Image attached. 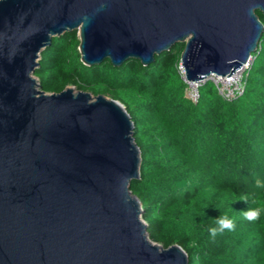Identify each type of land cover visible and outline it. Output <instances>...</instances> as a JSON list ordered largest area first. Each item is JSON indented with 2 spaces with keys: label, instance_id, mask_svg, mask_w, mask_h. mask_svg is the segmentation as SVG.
<instances>
[{
  "label": "water",
  "instance_id": "1",
  "mask_svg": "<svg viewBox=\"0 0 264 264\" xmlns=\"http://www.w3.org/2000/svg\"><path fill=\"white\" fill-rule=\"evenodd\" d=\"M264 0H0V264H188L151 240L140 149L125 106L34 76L55 36L77 32L84 65H143L183 44L187 81L229 77L253 56Z\"/></svg>",
  "mask_w": 264,
  "mask_h": 264
},
{
  "label": "trees",
  "instance_id": "2",
  "mask_svg": "<svg viewBox=\"0 0 264 264\" xmlns=\"http://www.w3.org/2000/svg\"><path fill=\"white\" fill-rule=\"evenodd\" d=\"M264 25V15L256 11ZM77 32L52 38L40 54L34 76L46 92L67 85L119 100L133 121L140 149V177L130 190L143 210L149 238L163 247L180 245L188 264H264V31L253 54L244 93L227 101L207 80L192 103L178 65L183 44L143 65L128 59L80 60ZM245 198H247L245 200ZM227 216L233 230L218 231Z\"/></svg>",
  "mask_w": 264,
  "mask_h": 264
},
{
  "label": "built area",
  "instance_id": "3",
  "mask_svg": "<svg viewBox=\"0 0 264 264\" xmlns=\"http://www.w3.org/2000/svg\"><path fill=\"white\" fill-rule=\"evenodd\" d=\"M253 56H251L246 63H244L241 67L237 68L234 73L230 74L229 77L210 74L206 78L202 80L195 81H187L184 78V71L181 68L180 62L178 65V70L181 78L186 83L185 87V96L192 102H197L199 98V87L202 83L209 80L211 81L218 93V95L224 100L231 101L238 96L242 95L245 90V81L248 70L252 64Z\"/></svg>",
  "mask_w": 264,
  "mask_h": 264
},
{
  "label": "clouds",
  "instance_id": "4",
  "mask_svg": "<svg viewBox=\"0 0 264 264\" xmlns=\"http://www.w3.org/2000/svg\"><path fill=\"white\" fill-rule=\"evenodd\" d=\"M257 187H264V182L257 179L256 180ZM247 198H245L246 200ZM264 211V206H258L256 208L248 209L244 212V217L247 220L254 221L260 218L261 212ZM217 223L219 228H211L210 232L213 237L217 234L218 231H223L225 229L233 230L235 228V223L232 219H229L227 216H222L217 219Z\"/></svg>",
  "mask_w": 264,
  "mask_h": 264
}]
</instances>
